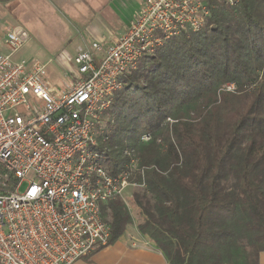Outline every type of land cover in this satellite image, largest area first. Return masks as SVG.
<instances>
[{
  "label": "trees",
  "instance_id": "trees-1",
  "mask_svg": "<svg viewBox=\"0 0 264 264\" xmlns=\"http://www.w3.org/2000/svg\"><path fill=\"white\" fill-rule=\"evenodd\" d=\"M208 6L204 27L166 41L125 75L98 149L111 172L138 185L131 196L142 216L137 229L169 264H259L264 0ZM104 216L109 244L133 223L121 197Z\"/></svg>",
  "mask_w": 264,
  "mask_h": 264
},
{
  "label": "built area",
  "instance_id": "built-area-1",
  "mask_svg": "<svg viewBox=\"0 0 264 264\" xmlns=\"http://www.w3.org/2000/svg\"><path fill=\"white\" fill-rule=\"evenodd\" d=\"M211 1L145 0L123 35L67 58L71 81L62 89L41 60L14 59L26 33L8 31L9 51L0 52V264H73L110 245L104 208L138 185L111 172L100 153L103 119L125 75L166 41L204 27Z\"/></svg>",
  "mask_w": 264,
  "mask_h": 264
},
{
  "label": "rangeland",
  "instance_id": "rangeland-1",
  "mask_svg": "<svg viewBox=\"0 0 264 264\" xmlns=\"http://www.w3.org/2000/svg\"><path fill=\"white\" fill-rule=\"evenodd\" d=\"M63 1L68 4H60L59 0H0V52L9 51L6 44L8 31L21 28L26 33V42L14 59L41 60L46 64L48 81L59 89L65 88L71 81L66 73L71 66L67 65V58L75 56L79 45L92 40L84 37V27L94 23L98 13L106 8L91 4L93 0ZM122 10L125 13L127 8ZM234 89V84L227 87V90ZM107 122L108 119H103V127L107 126ZM25 186L26 183L21 189ZM134 189V186L127 187L121 197L132 213L133 223L127 227L130 232L136 231L137 224L142 220L139 208H135L131 200Z\"/></svg>",
  "mask_w": 264,
  "mask_h": 264
},
{
  "label": "crops",
  "instance_id": "crops-1",
  "mask_svg": "<svg viewBox=\"0 0 264 264\" xmlns=\"http://www.w3.org/2000/svg\"><path fill=\"white\" fill-rule=\"evenodd\" d=\"M60 4H68L59 0ZM91 4L105 6L89 26L83 29L85 38L92 40L78 46H86L92 41L104 44L123 35L130 27L134 18L140 12L145 0H102ZM128 4V5H127ZM127 8L125 13L123 8ZM77 48V49H78ZM77 51V50H76ZM73 264H169L162 251L151 245L138 231H126L110 245L98 250L89 257L79 259ZM259 264H264V252L259 256Z\"/></svg>",
  "mask_w": 264,
  "mask_h": 264
}]
</instances>
